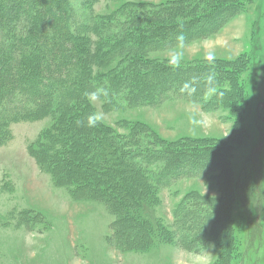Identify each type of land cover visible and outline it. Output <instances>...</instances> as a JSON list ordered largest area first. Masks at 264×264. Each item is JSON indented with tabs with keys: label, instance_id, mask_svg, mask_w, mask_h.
I'll return each mask as SVG.
<instances>
[{
	"label": "rangeland",
	"instance_id": "374dc122",
	"mask_svg": "<svg viewBox=\"0 0 264 264\" xmlns=\"http://www.w3.org/2000/svg\"><path fill=\"white\" fill-rule=\"evenodd\" d=\"M69 1L75 22L113 12L128 15L140 4L149 14L162 15L181 1V19L189 18L192 8L203 9L195 3L203 0ZM229 1H237V13L211 37L146 56L154 63L223 69L220 87L202 100L128 106L120 99L106 110L103 100L91 98L95 121L135 137L133 144L145 149L186 141L211 145L223 151L224 169L157 189L145 183L135 198L139 206L127 202L119 209L117 192H85L77 182L59 184L39 169L29 149L54 125L52 116L12 122L11 137L0 147V264H264V122L259 118L264 114V0ZM53 4L48 0L42 6ZM227 67L234 71L233 81L225 75ZM181 81H189V75ZM130 211L132 220L125 217ZM183 214L196 219L185 229L186 238L174 225ZM127 225L138 234L128 227L131 236L123 237Z\"/></svg>",
	"mask_w": 264,
	"mask_h": 264
},
{
	"label": "trees",
	"instance_id": "16d2710c",
	"mask_svg": "<svg viewBox=\"0 0 264 264\" xmlns=\"http://www.w3.org/2000/svg\"><path fill=\"white\" fill-rule=\"evenodd\" d=\"M38 1L0 0V69L5 71L0 73V147L11 137L12 122L52 116L54 125L29 149L39 169L59 184L77 182L85 192H117L119 209L127 202L136 209L135 198L145 183L157 189L224 169L223 151L211 145L194 146L184 139L151 149L133 144L135 137L95 121L91 98L103 100L106 110L120 99L128 106H157L172 98L199 102L215 85L220 87L223 69L154 63L147 53L211 37L237 13V1H197L203 9L192 8L186 19H181L185 8L180 1L162 15L149 14L140 4L128 15L113 12L78 22L69 0H51L54 4L45 8L48 0ZM233 72L227 67L229 81ZM184 74L189 75L186 83ZM259 118L264 122V114ZM130 213L125 217L132 220ZM195 221L186 214L175 221L180 237L186 238L185 229ZM128 227L138 234V228L127 225L120 231L123 237L131 236Z\"/></svg>",
	"mask_w": 264,
	"mask_h": 264
}]
</instances>
